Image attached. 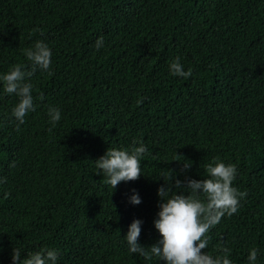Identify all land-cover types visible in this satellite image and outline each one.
I'll return each mask as SVG.
<instances>
[{
    "label": "trees",
    "instance_id": "16d2710c",
    "mask_svg": "<svg viewBox=\"0 0 264 264\" xmlns=\"http://www.w3.org/2000/svg\"><path fill=\"white\" fill-rule=\"evenodd\" d=\"M38 40L51 65L26 78L35 111L19 130L18 97L0 81V264L13 248L21 259L56 250V264H163L129 253L123 237L140 220L137 242L156 243L170 169L200 180L215 157L236 165L232 186L247 196L202 251L224 246L249 264L255 247L264 264V0H0V76L30 70L22 49ZM177 56L191 77L171 74ZM50 106L61 110L55 127ZM134 141L148 148L141 176L112 189L95 160ZM183 158L192 166L181 173Z\"/></svg>",
    "mask_w": 264,
    "mask_h": 264
},
{
    "label": "clouds",
    "instance_id": "9594fccd",
    "mask_svg": "<svg viewBox=\"0 0 264 264\" xmlns=\"http://www.w3.org/2000/svg\"><path fill=\"white\" fill-rule=\"evenodd\" d=\"M103 45V37L97 38L96 49L99 50ZM22 54L31 62L30 70H25V65L17 64L12 65L6 74L0 76L4 92L18 97V103L11 110V115L17 121V130L25 123L26 115L30 111H35L33 85L26 82V78H30L37 68L48 71L52 52L46 43L38 40L33 46L22 49ZM169 69L173 76L185 79L192 76L191 69L184 70L179 56L172 60ZM39 99L42 100L43 96L41 95ZM48 116L49 122L55 127L61 119V110L50 106ZM135 144L138 146L130 149L108 148L103 156L95 160V166L99 170L97 174L103 173L106 183L111 185L112 189L122 181H135L141 176V157L148 152V148L140 141H134ZM191 166L192 162L184 159L181 173ZM205 172L207 178L200 180L186 178L182 181L177 179V174L170 169L169 179L172 185L163 183L157 189L160 198L159 211L153 224L161 238L151 246L140 245L137 241L142 222L133 220L126 236L123 237L129 253L139 254L146 260L156 257L163 264H233L229 259L231 249L227 247L220 246L219 252L222 254L216 256L202 250L208 247L210 237L207 234L210 229L225 215L230 217L237 213L240 200L247 196V192L239 191L232 186L237 174V167L234 164H225L219 157H215L206 165ZM5 180L6 178H0V183ZM173 187L183 188L185 192H174ZM129 202L134 205L140 204L139 195L134 193ZM258 253L259 250L255 247L249 250L247 256L249 264H256ZM57 259V251L49 248L28 252L23 259L20 249L13 248L11 255L12 264H56Z\"/></svg>",
    "mask_w": 264,
    "mask_h": 264
}]
</instances>
